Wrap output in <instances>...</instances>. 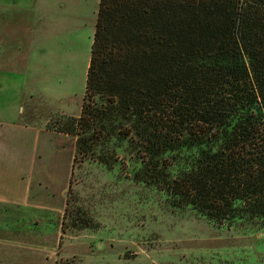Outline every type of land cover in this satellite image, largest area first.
Returning a JSON list of instances; mask_svg holds the SVG:
<instances>
[{
  "label": "trees",
  "instance_id": "trees-1",
  "mask_svg": "<svg viewBox=\"0 0 264 264\" xmlns=\"http://www.w3.org/2000/svg\"><path fill=\"white\" fill-rule=\"evenodd\" d=\"M45 127L70 175L123 153L170 208L264 228V0H98L78 115Z\"/></svg>",
  "mask_w": 264,
  "mask_h": 264
},
{
  "label": "rangeland",
  "instance_id": "rangeland-1",
  "mask_svg": "<svg viewBox=\"0 0 264 264\" xmlns=\"http://www.w3.org/2000/svg\"><path fill=\"white\" fill-rule=\"evenodd\" d=\"M97 1L0 0V116L6 122L21 125L29 118L40 128L50 114L48 122L77 116ZM22 85L34 99L30 114L16 95ZM5 137L3 179L17 170L24 178L31 172L39 183H26L38 203L57 196L69 170L67 142L43 133ZM119 157L124 164L109 170L78 158L69 172L59 264H264V228L215 227L172 209L162 193L132 182L126 175L131 165L123 153ZM10 188L16 189L15 183ZM37 215L45 224L46 214ZM12 235L0 233V240L12 243L0 242V264H38L40 248L22 245V236L17 244ZM45 242L53 254L56 246L48 237Z\"/></svg>",
  "mask_w": 264,
  "mask_h": 264
},
{
  "label": "crops",
  "instance_id": "crops-1",
  "mask_svg": "<svg viewBox=\"0 0 264 264\" xmlns=\"http://www.w3.org/2000/svg\"><path fill=\"white\" fill-rule=\"evenodd\" d=\"M16 95L17 97L25 100L26 107L28 108L27 113L30 114L34 103L30 90L26 88L25 85H22ZM50 115L42 121L40 128H34V124L29 122V118L27 119V122L18 125L13 122L15 120H9L11 122H6L8 120H5L6 118H4L3 115L2 117L0 116V150L3 149L4 152L9 149V147L4 145V139L6 138L5 133L10 136L17 133H22L24 136L28 134L34 138L42 133L52 135L63 139L62 142H67L71 148L69 170L67 171L65 177L66 182L59 188V191L56 193L57 196H51L50 199L47 198V202L44 205L38 203L37 199H34L32 194H30V187L32 185H29L26 182H32L33 184L36 181H39L32 176L31 172H26V176L24 178L23 171L17 170L14 173L7 175L8 177L5 179H3V173H0V233L4 236H8V238H11L13 236L12 234H15L16 236H14L11 240L17 244L21 242L20 236H22V239L24 240L22 245L30 247L31 250L38 246L40 248V252L38 254V264H45L47 262V258L50 259L48 264H55L58 261V253L62 240L61 220L65 208V190L67 187L69 172L71 171V161L75 141V139L71 136L46 129L45 126L48 123L47 119ZM21 175L23 176L21 177ZM4 180L7 182L8 186L7 184H4ZM17 180L20 181V183H16ZM13 183H15L16 186V189L14 190L10 188L13 186ZM27 193L31 195L30 198H28V201L26 200ZM41 212L46 214L45 224L42 223L43 221L37 215ZM49 215L52 218L50 222L51 225H48L50 220L49 218L47 219V217ZM45 237H48L52 245L56 246V249L53 250V254L50 252V246H48V248L46 246ZM0 242L3 243V245H8L10 243L8 240H0Z\"/></svg>",
  "mask_w": 264,
  "mask_h": 264
}]
</instances>
